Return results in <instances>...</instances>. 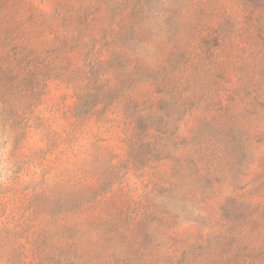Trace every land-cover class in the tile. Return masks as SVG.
<instances>
[{"label":"rangeland","instance_id":"rangeland-1","mask_svg":"<svg viewBox=\"0 0 264 264\" xmlns=\"http://www.w3.org/2000/svg\"><path fill=\"white\" fill-rule=\"evenodd\" d=\"M0 264H264V0H0Z\"/></svg>","mask_w":264,"mask_h":264}]
</instances>
